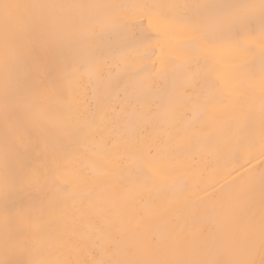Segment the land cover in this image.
Here are the masks:
<instances>
[{"label":"snow or ice","instance_id":"snow-or-ice-1","mask_svg":"<svg viewBox=\"0 0 264 264\" xmlns=\"http://www.w3.org/2000/svg\"><path fill=\"white\" fill-rule=\"evenodd\" d=\"M0 264H264V0H0Z\"/></svg>","mask_w":264,"mask_h":264}]
</instances>
